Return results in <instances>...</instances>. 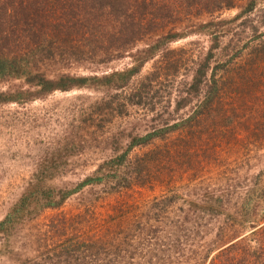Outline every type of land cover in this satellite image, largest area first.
<instances>
[{
    "label": "rangeland",
    "instance_id": "374dc122",
    "mask_svg": "<svg viewBox=\"0 0 264 264\" xmlns=\"http://www.w3.org/2000/svg\"><path fill=\"white\" fill-rule=\"evenodd\" d=\"M168 30L183 39L150 38L105 64L83 61L69 66V61L50 60L43 66L49 79L62 74L102 78L139 67L135 80L146 79L140 94L105 85L42 92L24 79L0 80L3 93L37 92L27 104L0 105V222L31 185L54 192L74 190L89 177L109 173L102 184L85 187L61 209L26 219L0 243V251L6 252L0 253V264H18L17 257L39 258L53 239L46 226L59 215L82 213L84 227L100 224L96 234L103 237L123 222L121 210L128 203L134 206L131 223L148 221L157 234L166 232L160 235L171 244L163 251L166 260L183 254L184 261L191 262L193 249L206 254L220 227L225 232L227 224L251 212L264 223V199H259L264 192V0H242L235 8L212 14L195 8V18ZM206 64L211 65L209 79L220 65L219 78L227 73L241 84L244 95L231 94L237 98L231 103L243 102L241 117L230 127L211 128L204 135L195 136V130H187L189 125L169 131L166 137L135 148L130 163L116 169L117 174L110 175L111 166L102 171L101 166L128 150L134 138L181 124L197 112L202 94L192 97L189 89ZM140 171L145 185L137 177ZM126 177L137 184L135 188L124 181ZM212 200L218 213L204 211ZM245 202L249 203L243 206ZM238 213L246 214L241 218ZM263 226L251 224L243 234Z\"/></svg>",
    "mask_w": 264,
    "mask_h": 264
},
{
    "label": "trees",
    "instance_id": "16d2710c",
    "mask_svg": "<svg viewBox=\"0 0 264 264\" xmlns=\"http://www.w3.org/2000/svg\"><path fill=\"white\" fill-rule=\"evenodd\" d=\"M241 1L0 0V80L24 79L28 85L42 92H69L76 88H87V86L95 88L105 85L116 90L130 88L133 94H140L139 87L146 79L141 77L135 80L139 77L137 76L140 72L139 67L124 72H114L102 78L62 74L55 79H49L43 66L50 60L69 61V66L83 61L105 64L121 58L125 52L134 50L135 44L150 38H156L159 42L178 41L183 39V36L169 31L168 27L191 21L195 18V8L212 14L235 8ZM149 53L151 51L147 52L146 60L151 57L148 56ZM58 56L60 58H57ZM262 58L259 52V60ZM253 62L255 63V60ZM210 69L211 65H203L194 76L189 89L192 97L202 94L197 112L188 115L181 124L167 126L166 130L157 129L145 136L134 138L128 150L105 162L101 170L111 166L114 168L110 175L114 171V174H117L116 169H122L130 163L131 153L135 148L162 139L169 131L189 125L187 130H195L196 132L192 131L195 136L199 133L204 135L210 133L211 128L230 127L237 117H241L242 100L231 103L237 99L231 95L232 93L239 98L244 95L241 84L231 75L226 77L227 73L219 78L216 70L223 69L220 65L213 68V74L209 79ZM250 69L252 71V68ZM256 72L257 70L252 73L256 75ZM232 85L237 87L236 90L232 89ZM26 93L29 95L27 96ZM35 93L37 92H26V90L17 94L0 92V105L27 104L32 101ZM142 98H145L144 95ZM107 175L109 173L89 177L74 190L60 192L46 191L31 185L5 220L0 222V243L2 244L6 236L18 229L26 219L35 218L46 210L61 209L67 199L80 193L87 186L102 184ZM137 177L141 185H145L144 172L140 171ZM126 179L124 181L129 182L131 187L133 185L130 182L131 178L126 177ZM135 185L137 184L131 189L135 188ZM259 199H264V192ZM255 200L258 201L256 198L249 199L251 202ZM221 202L219 200L216 203ZM247 204L245 202L243 206ZM126 205L128 208L121 210L123 222L117 228L115 226L109 229L103 237L96 234L100 224L84 227L86 220L84 214L69 218L59 215L46 226L53 239L52 243L47 241L45 253L34 260L29 257L14 256L15 251L11 255L19 259L18 264H44V262L48 264H189L191 262V264H264V226L250 235L243 234V230L246 232L251 224H264L259 223L257 217L254 218L253 212L244 219L242 216L245 217L246 213L243 215L238 213L242 220L227 224L225 232L223 226L220 227L208 247L209 252L204 254L202 251L195 253V249L190 250L191 262H185L187 258L185 259L183 254L180 258L172 255L167 256V260L166 256L162 258L164 249L171 246L170 243L166 244L169 238L160 237L166 232L157 234L148 221L137 220V223L136 221L131 223L130 215L135 214L134 206L129 203ZM195 205L197 206L194 203L193 206ZM203 208L208 213L219 212L213 200L211 203H206ZM262 213L264 217V211ZM146 218L148 219L149 216ZM152 218L156 222H161L158 215H153ZM91 220L89 219L87 223ZM167 233L171 237L170 231ZM154 247L157 252L153 253ZM178 247L184 250L180 244ZM0 253L6 252L0 251ZM45 254H47L46 258L43 257Z\"/></svg>",
    "mask_w": 264,
    "mask_h": 264
}]
</instances>
